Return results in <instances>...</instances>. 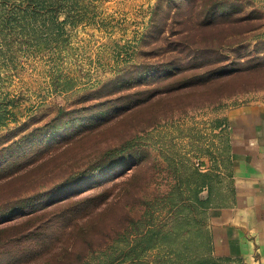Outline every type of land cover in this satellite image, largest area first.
I'll list each match as a JSON object with an SVG mask.
<instances>
[{
    "label": "rangeland",
    "instance_id": "rangeland-1",
    "mask_svg": "<svg viewBox=\"0 0 264 264\" xmlns=\"http://www.w3.org/2000/svg\"><path fill=\"white\" fill-rule=\"evenodd\" d=\"M86 2L59 44L0 57V264H136L119 234L226 164V111L264 102V0Z\"/></svg>",
    "mask_w": 264,
    "mask_h": 264
},
{
    "label": "trees",
    "instance_id": "trees-1",
    "mask_svg": "<svg viewBox=\"0 0 264 264\" xmlns=\"http://www.w3.org/2000/svg\"><path fill=\"white\" fill-rule=\"evenodd\" d=\"M9 2L10 0H3L0 5V57L7 58L10 62H14V54L9 53L15 44H59L64 40L66 21L71 20L75 25L86 18L90 6L86 0H12L8 4ZM74 10H78V13L73 14ZM62 14H65L63 20L60 19ZM10 104L13 103L0 101V129L13 120L14 110ZM107 121L109 120L105 122ZM105 122L92 125L78 135L93 131ZM104 163L102 160L98 165ZM209 180L207 173L195 169L188 180L175 184L172 190L164 194L169 205L165 219L158 220V210L153 206L139 220L132 219V229L127 226L118 238L119 243L123 244L120 248L123 258H131L136 264H144L142 260L145 255L157 251L159 260L156 264H239L231 258L213 254L212 237L207 223L209 198L205 199L201 195ZM107 256L109 260L112 254ZM108 260L92 261L84 256L77 264H114Z\"/></svg>",
    "mask_w": 264,
    "mask_h": 264
},
{
    "label": "crops",
    "instance_id": "crops-1",
    "mask_svg": "<svg viewBox=\"0 0 264 264\" xmlns=\"http://www.w3.org/2000/svg\"><path fill=\"white\" fill-rule=\"evenodd\" d=\"M223 126L226 164L201 170L210 178L201 195L213 254L264 264V102L229 108Z\"/></svg>",
    "mask_w": 264,
    "mask_h": 264
},
{
    "label": "built area",
    "instance_id": "built-area-1",
    "mask_svg": "<svg viewBox=\"0 0 264 264\" xmlns=\"http://www.w3.org/2000/svg\"><path fill=\"white\" fill-rule=\"evenodd\" d=\"M196 164H197V167H198L200 170H202V169L204 168V166H203L199 161H197Z\"/></svg>",
    "mask_w": 264,
    "mask_h": 264
}]
</instances>
